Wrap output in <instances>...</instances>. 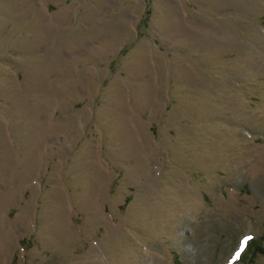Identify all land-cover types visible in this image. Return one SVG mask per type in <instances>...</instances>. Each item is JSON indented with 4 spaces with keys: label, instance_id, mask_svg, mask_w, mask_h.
<instances>
[{
    "label": "rangeland",
    "instance_id": "1",
    "mask_svg": "<svg viewBox=\"0 0 264 264\" xmlns=\"http://www.w3.org/2000/svg\"><path fill=\"white\" fill-rule=\"evenodd\" d=\"M0 264H264V0H0Z\"/></svg>",
    "mask_w": 264,
    "mask_h": 264
},
{
    "label": "snow or ice",
    "instance_id": "2",
    "mask_svg": "<svg viewBox=\"0 0 264 264\" xmlns=\"http://www.w3.org/2000/svg\"><path fill=\"white\" fill-rule=\"evenodd\" d=\"M251 239H252L251 236H244L242 239H240V240L238 241V243H239V248H238V250H237L236 253H235L234 259H235V258H238V257L240 256V254H241V252H243V250H244V248H245L247 242L250 241Z\"/></svg>",
    "mask_w": 264,
    "mask_h": 264
}]
</instances>
